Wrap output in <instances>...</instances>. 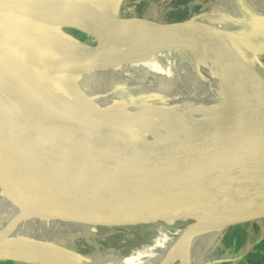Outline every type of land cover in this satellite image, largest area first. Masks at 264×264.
<instances>
[{"label":"bare ground","instance_id":"6f19581e","mask_svg":"<svg viewBox=\"0 0 264 264\" xmlns=\"http://www.w3.org/2000/svg\"><path fill=\"white\" fill-rule=\"evenodd\" d=\"M51 1L64 24L76 26L91 23L102 24L110 27L118 39H126V37L128 39L125 51H116L112 58L103 57L101 52L92 54V57L100 60V64L78 58L66 48L62 58H45L46 62H50V66L39 70L37 68L24 71L17 77V84L27 93L36 95L39 87L47 90L53 89V92L42 96L38 102L39 105L45 107L51 101L54 103L53 108L47 112L40 114L35 112V114L44 116L58 112L70 114V116L80 118L85 127L97 132V136H100L102 132L96 122L108 117L110 129L102 128L105 132L116 131V129L124 131L122 135L124 134L125 138L120 139L121 144L117 147H121L118 148L121 153L127 156L133 155L135 158H123L111 149L115 148L111 145L106 151L100 150L99 153H95L91 159L92 167L136 165L127 164L131 162L138 164L144 162L142 164L150 166L168 165L215 144L235 127L254 115L264 112L262 105L263 107L252 111L250 115L241 120H238L241 117L235 116L237 120L229 122L230 124L224 126L225 128L221 131L212 133L219 124L217 120L230 114L228 110L230 107L241 104V100L236 98L238 90L235 84H238L240 88H245L246 92L252 93L253 97H251L255 99V102L260 101L262 104L264 82L260 84L259 79L250 82L243 79V76H237L238 83L233 81L235 82L233 84L228 72L224 69L226 67L223 66L224 61L248 65L264 75L263 66L250 49L253 33L264 32L262 25L264 16L253 5H247L246 9L241 0H218V4L212 5L206 13L215 14L220 11L223 18L199 17L187 25L173 26L164 31L151 25V21L145 19H131L124 26H112L107 23L109 14L104 10L106 0L94 2L88 0L82 2L83 4L82 0ZM98 7L100 11L95 12ZM153 11L158 13L155 8ZM34 12L30 2L26 0H0V26L9 30L8 32L13 33L24 43H28L38 30ZM124 12L122 10L121 17L127 19ZM249 13H253L251 19H249ZM118 29L124 33L123 36L117 31ZM0 50L11 51L0 52V69L11 64L21 65L22 61L17 54V49L0 43ZM208 66L213 69L218 68V71L211 73L207 70ZM55 72H58V80L52 81L51 74ZM259 77L264 81V76ZM7 93L9 97H12V102L19 111L33 113V106L30 103L33 101L37 103L36 99H30L14 89ZM183 94L187 96V102L180 114L171 110L169 106L175 104ZM202 109L209 111L204 117L210 115L206 116V119L214 121H209V127L198 126L202 129L195 126L190 127L187 118L205 121L201 117ZM21 124L30 129L24 123ZM155 127L158 131L157 138L153 140L155 144L146 149V143L151 142L149 135L155 132ZM208 128L210 129L206 131ZM201 132H204L202 136H208L203 139L195 138ZM114 138L112 140H115ZM184 138L190 139L187 145L193 141L191 143V145L194 144L193 147L190 145L172 149L174 146L170 143L174 144L176 140ZM34 144L40 148L43 141L39 139ZM143 151L150 155H143ZM251 168L255 179L264 182V161L257 162ZM254 195L255 192L226 212L247 215L248 212H257L261 209L264 211V201L261 195L256 197ZM19 206H21L22 215L29 213V209L23 203H19ZM22 218L26 219L27 222L24 224L27 225L29 219L26 216L13 217L11 213L0 210V256L6 254L12 260H19L21 257L29 264H35L38 259H41L43 264H52V259L49 262V258L54 255L55 257L67 255L65 253L66 255L61 256L53 249L49 250V255L39 256L37 252H34L33 246L38 245L36 238L40 234L28 231H26L27 234L19 232L18 224ZM44 218L47 225L52 223L51 215L48 214ZM256 221L258 222L231 223L226 220L213 219L198 227L180 231L176 235L180 237L176 240L173 238L174 240L163 241V245L167 246L164 248L160 245V251L157 249L156 253L147 254L150 259L144 258L145 256L141 254H133L123 258L117 257L116 264H175L178 262L188 264L191 259L194 262L196 256H199L201 260L206 251L215 246L217 239L220 238L217 237L219 233L225 234L229 230L241 229L258 223L260 225L264 219ZM166 255L169 257L167 258ZM205 260H207L206 257ZM109 262L108 260L103 264H109Z\"/></svg>","mask_w":264,"mask_h":264},{"label":"water","instance_id":"95a60500","mask_svg":"<svg viewBox=\"0 0 264 264\" xmlns=\"http://www.w3.org/2000/svg\"><path fill=\"white\" fill-rule=\"evenodd\" d=\"M26 1L30 2L32 11H35L33 15L38 22V30L28 43H24L13 33L8 32L9 30L0 26V43L17 49V54L22 61L20 66L11 64L0 69V118L17 120L28 125L32 123L31 116L26 111H19L7 92L14 89L30 99H36L37 103L33 101L30 105L33 106V113L40 114L53 108L54 103L51 101L45 107L38 103L42 96L53 92V89L39 87L36 95L27 93L17 84L19 75L27 70L37 68L39 70L50 66V62H46L45 58H62L66 48L78 58L100 64V60L91 55L101 52L103 57L112 58L116 53L114 48L117 47L118 41H114L115 36L109 32H106L105 39H99L97 35L86 29L64 24L51 0ZM87 1L82 0L81 3ZM122 1L127 2V0ZM118 5L116 2L114 7ZM99 11L98 7L95 12ZM201 15L203 14L183 21L167 23L155 17L134 16L126 19L119 14H111L107 23L112 26H124L131 19H145L159 29L169 30L173 26L187 25ZM262 25L264 27V22ZM70 32H74L75 35ZM79 35L88 40H83ZM253 52L256 55L254 49ZM128 57L132 58V56ZM224 62L223 66L226 68H223L228 72L232 82L238 83L237 76H243V79L250 82L258 79L260 84L264 82L259 77L264 75L254 68ZM208 67L207 70L211 73L218 71V68ZM57 75L58 72L52 73L51 80H58ZM220 75L222 76L221 73ZM235 87L238 90L236 98L241 100V107L239 105L230 107L228 109L230 114L217 120L221 125L217 124L212 133L221 131L225 128L224 126L234 122L238 117H241L238 119L241 120L252 111L264 106V97L261 99L262 104L260 101L255 102L252 93L246 92L245 88H240L238 84H235ZM186 99L187 96L183 94L180 96L181 101L178 98L176 103L169 107L182 114ZM201 111H203L201 117L205 121L187 118L190 127L201 125L209 127V121H214L206 119V116L210 115L204 117L209 111L203 109ZM233 113H235L234 116H232ZM96 124L100 126L99 130L102 132L100 136H97L94 130L84 127L61 141L51 142L44 147L23 153L19 162L0 170V180L8 178L6 190L1 191L0 185V210L11 213L13 217L26 216L29 219L28 224L25 225L27 221L22 218L18 224L19 232L40 234L55 227L116 226L173 217L214 218L231 223L258 222L256 220L264 219L262 209L257 212H248L247 215L225 213L217 209L218 205L225 202L219 191L221 188L260 189L264 187L262 180L255 179L251 168L257 162L264 161V112L254 115L235 127L215 144L164 166L131 162L127 164L136 165L92 167L91 159L95 153H99L100 150L106 151L111 145L115 146L111 149L123 158H135L133 155L127 156L121 153L118 149L121 147H117L121 144L120 139L125 138L124 134L122 135L124 131L116 129V131L105 132L103 130L110 124L108 117ZM199 127L198 129H202ZM35 130H20L16 134L12 132L11 138L14 140L15 147L42 138L43 135ZM203 133L196 135L195 138L203 139L208 136H202ZM113 138L115 140H112ZM189 140L184 138L170 144L174 146L172 149H179L190 146L193 141L187 145ZM143 155L150 154L143 151ZM19 203H23L29 209V215L21 214ZM46 214L52 216V223H49V226L44 218ZM54 249L64 250L60 247H54ZM58 259H60L57 260L58 264H75L70 258Z\"/></svg>","mask_w":264,"mask_h":264},{"label":"rangeland","instance_id":"374dc122","mask_svg":"<svg viewBox=\"0 0 264 264\" xmlns=\"http://www.w3.org/2000/svg\"><path fill=\"white\" fill-rule=\"evenodd\" d=\"M114 1L115 0H106L104 4V10H106V12L109 14V17L111 14H119L121 17L123 10L125 11L124 13L126 14L127 18L134 16L155 17L158 20L167 23L183 21L199 14H203L200 16V18L205 19L223 18V15L220 13V11H217L215 14L206 13V11H208L212 5L218 4V0H127V2L117 0L116 2L119 5L116 8L114 7V4H116V2L113 3ZM229 2L231 3V1ZM241 3L246 9L247 5H253L256 7L257 11L262 13L264 16V0H241ZM154 8L158 11V13H154ZM156 14H160V16H156ZM252 17L253 13H249V19ZM96 24H83L78 25L77 27L86 29L87 31L97 35L99 39H105L106 32L112 33L115 36L114 41H118L117 47L114 49H116V51H125L128 43L126 36V39H118L117 35L113 33L110 27L102 24ZM163 30L167 31L166 29ZM117 31H119L122 36L124 35V33L119 29ZM70 33L75 35L74 32ZM80 38H83L85 41L88 40L86 37ZM104 41L108 43L107 40ZM250 49L255 50L259 63L264 68V32L261 34H257L256 32L253 33V36L250 40ZM0 52L11 51L0 50ZM179 101H181L180 97ZM60 113L61 112L39 117L36 116L38 118H33L32 121L35 120L39 124H42L38 128L40 130L33 126L32 123L28 125L25 124L27 127H31L30 129H37L35 131H39V133L43 135V137L40 138L43 141L41 147H44L51 142L61 141L85 127L80 118L73 116L70 117L65 113ZM69 124H71V126ZM24 127L25 126L17 120L0 118V170H2L4 167L19 162L23 153H27L38 148V145H35L34 141L26 142L19 147H15L14 140L11 138L12 132L16 134L20 130H28V128L25 129ZM108 128L110 129V127ZM156 128L157 127H155V132L153 131L149 135L151 142L148 141V145L146 143V149L155 144L153 140L157 138L158 135ZM193 145L194 144H192L191 147H193ZM16 152L17 155H15ZM0 181L1 191L6 190L8 187V178ZM219 191L221 192L223 200H225L224 203L218 205L217 207L220 212H226L237 204H240L244 199L252 195L254 192L255 197L261 195L262 200L264 201L263 188L235 189L224 187ZM213 219L214 218L202 219L191 217H173L168 219L156 218L153 220L138 221L135 224H120L116 226L55 227L50 229L48 233H40V236H38L36 239L41 245L33 246V250L34 252H37L39 256H41L49 255V250L53 249L61 256L67 254L62 258H70L75 264H103L108 260L110 261L109 264H116L117 257L123 258L133 254H141V256H145L144 258L150 259L147 254L151 255L156 253L155 250L159 249L160 245L164 248L167 246L163 245V241L166 242V240H172L173 238L176 240V238L178 239L180 237L176 236L180 231L191 227H198ZM250 227L251 226L246 229L239 228L235 230H229L225 234L219 233L217 237L220 238L217 239L215 246L207 250L204 254L205 256H203L201 260L199 256H196L194 262L193 259H191L189 260L188 264H196L197 262L198 264H222L223 261L228 258L242 255L252 243L258 245L259 242V244L263 245L264 221H261L260 225L258 223L257 225H254L251 228ZM54 247H60L64 250L59 251V249L56 250ZM158 251H160V249ZM257 251H259V249ZM168 257L169 256H167V258ZM205 257L207 260L204 261ZM55 258L60 260L58 259L60 258L59 256L55 257L54 255L53 257L49 258V262H51L52 259V264H58ZM0 264L29 263L25 262L21 257H19V260H12L9 255L5 254L0 256ZM35 264H43V262L41 259H38L36 260ZM175 264H185V262H178Z\"/></svg>","mask_w":264,"mask_h":264},{"label":"crops","instance_id":"0c3cea01","mask_svg":"<svg viewBox=\"0 0 264 264\" xmlns=\"http://www.w3.org/2000/svg\"><path fill=\"white\" fill-rule=\"evenodd\" d=\"M27 113L31 116L32 119L38 118L39 116H44V115H37L35 113L32 114L31 112H27ZM36 116H38V117H36ZM63 118H65V117H63ZM32 125L38 129L42 124H39L37 121L33 120ZM69 125L71 126V124H69ZM69 128H71V127H69ZM38 130H40V129H38ZM15 155H17V152ZM249 226L252 227L254 225H248L247 227H244L242 229H246ZM258 249H259V251H257ZM246 253H248V254H246ZM243 254L240 256L239 255L235 256L233 258H228V259L224 260L222 264H264V244L261 245L258 242V245H255V243H252L248 246L247 250Z\"/></svg>","mask_w":264,"mask_h":264}]
</instances>
